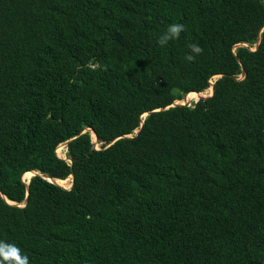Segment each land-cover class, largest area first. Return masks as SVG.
Instances as JSON below:
<instances>
[{
  "label": "trees",
  "instance_id": "1",
  "mask_svg": "<svg viewBox=\"0 0 264 264\" xmlns=\"http://www.w3.org/2000/svg\"><path fill=\"white\" fill-rule=\"evenodd\" d=\"M0 192L30 264H264V0H0Z\"/></svg>",
  "mask_w": 264,
  "mask_h": 264
},
{
  "label": "clouds",
  "instance_id": "2",
  "mask_svg": "<svg viewBox=\"0 0 264 264\" xmlns=\"http://www.w3.org/2000/svg\"><path fill=\"white\" fill-rule=\"evenodd\" d=\"M183 31H185V26L183 24H181V23L169 24L166 31L164 33H162L161 36L158 38L157 43L161 47H164L170 41L178 39L180 37V34ZM188 47H189L190 51L185 56L186 61L195 60V56L199 55L203 51V49L198 44H190ZM193 54H195V55H193ZM88 67L91 68L92 70H96L97 65L96 64H89ZM215 80H216V78L214 79V81ZM212 84H213V81L210 80V86H209L210 88H211ZM179 101H181V100H179ZM92 141L95 144L96 141H94L93 138H92ZM0 264H30V261H29L28 256L23 254L21 252V249L17 245L7 243L4 241H0Z\"/></svg>",
  "mask_w": 264,
  "mask_h": 264
},
{
  "label": "water",
  "instance_id": "3",
  "mask_svg": "<svg viewBox=\"0 0 264 264\" xmlns=\"http://www.w3.org/2000/svg\"><path fill=\"white\" fill-rule=\"evenodd\" d=\"M258 41H259V39H258ZM240 45V44H239ZM243 45H245V44H243ZM257 45H258V42L255 44V48L257 47ZM216 76V79L218 78V77H220L221 76V74H217V75H215ZM244 76V71L242 70V73H241V77H243ZM212 93H213V86H211V92H210V94H208V95H200L199 96V98H206V97H209V96H211L212 95ZM198 98V99H199ZM197 99V100H198ZM183 102H180V101H175V102H173L172 104H170V105H168V106H165L164 108H168L169 106H173V105H176V104H185V103H187V100H186V97H184L183 99ZM196 100V101H197ZM158 110V109H157ZM152 111H148V112H145V113H143L142 115H141V123H140V126L137 128V129H135L134 130V134H137L138 132H139V130H140V128H141V125H142V123H143V119H144V117L146 116V115H148L149 113H151ZM91 130V129H90ZM92 131V130H91ZM93 132V131H92ZM93 134H94V132H93ZM94 136H95V134H94ZM125 136H131V135H125ZM70 140V139H69ZM69 140H67V141H65V142H63V143H61L62 145H64V146H66L67 145V143H68V141ZM94 141H96V136H95V138H94ZM113 141H111L110 143H112ZM109 143V144H110ZM108 144V145H109ZM31 172V174H30V176L28 177V178H26V185H28V183H29V180H30V178L32 177V176H34V175H38L39 174V172L38 171H35V170H32V171H30ZM39 175H41L43 178H45L46 180H48V181H50V182H52V183H55V184H57V185H59V186H62V187H64V188H69V187H71L72 186V184H73V174L71 173L69 176H70V183H69V185L68 186H63L62 184H60L59 182H58V180H63V179H60V178H56V177H51V176H49V175H47V174H39ZM23 179H24V177H23ZM27 194H28V190H27ZM27 194H26V197L24 198V200L22 201V202H13V201H9L1 192H0V196H2L8 203H10V204H13V205H24L25 203H26V201H27Z\"/></svg>",
  "mask_w": 264,
  "mask_h": 264
},
{
  "label": "bare ground",
  "instance_id": "4",
  "mask_svg": "<svg viewBox=\"0 0 264 264\" xmlns=\"http://www.w3.org/2000/svg\"><path fill=\"white\" fill-rule=\"evenodd\" d=\"M205 94H210V92H211V88L210 87H208L206 90H205ZM200 95H204V92H199V93H197V92H189V93H187V95H186V100H189V99H195V98H198ZM79 102V101H78ZM74 109V108H73ZM79 112V111H78ZM76 115V114H75ZM74 118V117H73ZM79 118V117H78ZM62 119V118H61ZM61 125H63V124H61ZM91 132V134H92V137H93V139L95 138V136H94V134H93V132L92 131H90ZM80 134V133H79ZM84 135V134H83ZM81 145V144H80ZM112 145V144H111ZM59 146H62V145H59ZM102 146V145H101ZM79 147V146H78ZM83 148V147H82ZM88 148V147H87ZM51 149V148H50ZM81 149V148H80ZM70 150V149H69ZM68 150V151H69ZM47 151V150H46ZM46 154V153H45ZM71 154V153H70ZM30 174H31V172L30 171H27V172H25L24 174H23V177H24V179L26 180V178H28L29 176H30ZM69 179H70V176L68 177V178H65V179H63V180H58V182L60 183V184H62L63 186H68V184L70 183V182H68L69 181ZM31 189V188H30ZM30 191V190H29ZM79 191V190H78ZM57 194V193H56ZM167 198V197H166Z\"/></svg>",
  "mask_w": 264,
  "mask_h": 264
},
{
  "label": "rangeland",
  "instance_id": "5",
  "mask_svg": "<svg viewBox=\"0 0 264 264\" xmlns=\"http://www.w3.org/2000/svg\"><path fill=\"white\" fill-rule=\"evenodd\" d=\"M245 45H246V44H245ZM215 78H216V76H214V77L212 78V81H214ZM205 90H206V89H205ZM205 90L202 91V92H204V95H207V94H205V93H206ZM197 93H199V92H197ZM198 98H199V97H198ZM198 98H195V99H189V100H187V103L190 104L191 102L196 101ZM180 102H183V100H181ZM89 131H91V130H89ZM90 135H91V137H92L91 132H90ZM92 138H93V137H92ZM60 145H62V144H60ZM94 146L98 147L99 144L95 142ZM65 151H66V148H65L64 145H62V146H59V145H58V147L56 148V153H57V155L60 156V157H63V158H65ZM70 180H71V179H69L68 182H70ZM68 185H69V184H68Z\"/></svg>",
  "mask_w": 264,
  "mask_h": 264
}]
</instances>
